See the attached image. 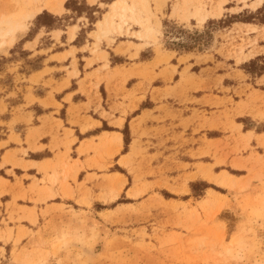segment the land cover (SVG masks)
I'll use <instances>...</instances> for the list:
<instances>
[{
	"label": "rangeland",
	"instance_id": "1",
	"mask_svg": "<svg viewBox=\"0 0 264 264\" xmlns=\"http://www.w3.org/2000/svg\"><path fill=\"white\" fill-rule=\"evenodd\" d=\"M262 149L264 0H0V264H264Z\"/></svg>",
	"mask_w": 264,
	"mask_h": 264
},
{
	"label": "snow or ice",
	"instance_id": "2",
	"mask_svg": "<svg viewBox=\"0 0 264 264\" xmlns=\"http://www.w3.org/2000/svg\"><path fill=\"white\" fill-rule=\"evenodd\" d=\"M262 150H264V149H262ZM226 208H227V205L225 203V205L222 206V209L221 210L224 211V210H226ZM54 264H55V262H54Z\"/></svg>",
	"mask_w": 264,
	"mask_h": 264
},
{
	"label": "bare ground",
	"instance_id": "3",
	"mask_svg": "<svg viewBox=\"0 0 264 264\" xmlns=\"http://www.w3.org/2000/svg\"><path fill=\"white\" fill-rule=\"evenodd\" d=\"M29 16H30V15H29ZM31 17H34V13H33V14H31ZM74 37H75V36L73 35V36H72V38H74Z\"/></svg>",
	"mask_w": 264,
	"mask_h": 264
},
{
	"label": "crops",
	"instance_id": "4",
	"mask_svg": "<svg viewBox=\"0 0 264 264\" xmlns=\"http://www.w3.org/2000/svg\"><path fill=\"white\" fill-rule=\"evenodd\" d=\"M88 1V0H87Z\"/></svg>",
	"mask_w": 264,
	"mask_h": 264
}]
</instances>
